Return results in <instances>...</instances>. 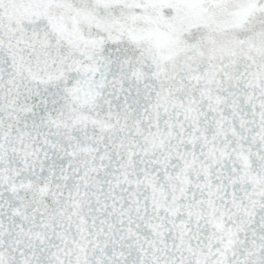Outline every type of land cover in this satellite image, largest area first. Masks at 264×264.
I'll return each mask as SVG.
<instances>
[{"label":"snow or ice","instance_id":"obj_1","mask_svg":"<svg viewBox=\"0 0 264 264\" xmlns=\"http://www.w3.org/2000/svg\"><path fill=\"white\" fill-rule=\"evenodd\" d=\"M0 264H264V0H0Z\"/></svg>","mask_w":264,"mask_h":264}]
</instances>
